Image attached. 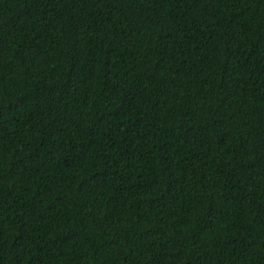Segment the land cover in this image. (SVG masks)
Listing matches in <instances>:
<instances>
[{
	"label": "trees",
	"instance_id": "trees-1",
	"mask_svg": "<svg viewBox=\"0 0 264 264\" xmlns=\"http://www.w3.org/2000/svg\"><path fill=\"white\" fill-rule=\"evenodd\" d=\"M0 264H264V0H0Z\"/></svg>",
	"mask_w": 264,
	"mask_h": 264
}]
</instances>
